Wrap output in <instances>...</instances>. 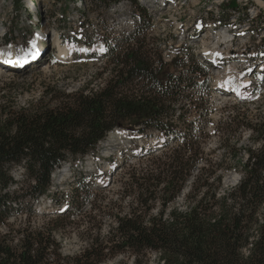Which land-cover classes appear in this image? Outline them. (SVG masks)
Here are the masks:
<instances>
[{"label":"trees","instance_id":"16d2710c","mask_svg":"<svg viewBox=\"0 0 264 264\" xmlns=\"http://www.w3.org/2000/svg\"><path fill=\"white\" fill-rule=\"evenodd\" d=\"M231 1L229 6L237 8V0ZM19 3L15 5L20 8ZM218 20L227 24L229 18ZM150 23L151 18L143 16L142 24L115 45L106 44L103 58L113 64L114 74L102 89L63 93L65 98L55 106L0 108V223L28 205L30 216L35 214L33 203L54 187L52 175L65 164L70 165L74 191L65 205L68 214L96 217L79 209L80 192L93 183L73 169L96 158L113 131L128 128L135 137L161 136L160 145L137 156H147L146 162L128 172L123 184L124 195L130 197L128 212L114 211L117 203L111 204L108 237L93 238L80 254L64 255L56 227L21 228L15 245L9 235L0 234V264H101L121 254L133 256V264H148L151 252L163 264H264V122L220 118L215 133L225 156L219 161L206 151L204 126L191 122L177 132L171 121L191 113L187 104L199 114L208 112L206 100L195 99L201 89L211 87L208 69L193 64L186 71L192 75H176L171 70L185 66L183 57L167 65L158 60L156 65L147 46ZM13 40L9 29L6 41ZM243 130H249L260 147L245 149L241 178L223 188L218 171L227 155L238 160L242 147L229 140ZM17 167L24 169L20 181L13 175ZM56 197L52 201L57 203ZM181 197L183 207L177 206Z\"/></svg>","mask_w":264,"mask_h":264},{"label":"rangeland","instance_id":"374dc122","mask_svg":"<svg viewBox=\"0 0 264 264\" xmlns=\"http://www.w3.org/2000/svg\"><path fill=\"white\" fill-rule=\"evenodd\" d=\"M86 1L88 5L91 4V7H97V11H101V16H97L94 9H87V7H85V10L84 8L74 10L72 7L77 5L76 0H33L34 8L31 5L29 7L27 0H20V8L15 5L17 0H0L1 33L12 29L14 39H16L14 43L8 44L6 39L3 40L0 36V50L8 46L27 49L20 46L22 43L27 44L29 42L27 40L31 39V33L29 31L24 32V30L34 29L37 36L39 34L37 31L41 30L42 25L46 24V20H49L54 26L53 28H56L57 32L62 34H68L72 30L75 32L77 28L83 26L87 37L86 43L92 44L96 42L95 40H100L101 43L105 44L104 40L115 41L124 33L130 32H122L126 21L124 16L128 13H135L136 15H142L140 22L137 19L136 26L143 22V16H149L152 19V27L147 36V46L149 50L151 49L149 55L156 61V65L158 60L165 62L164 58L170 59L172 55H177V53L183 54L182 49L190 51L188 56L190 55L191 65L193 63L199 65L200 55L199 51L196 50L201 48L203 50L206 43L218 42L221 37L217 31H220L221 28L217 27L210 30L202 39V35L196 36L202 28L196 26L197 22L206 24L208 20L210 22L213 19L218 20L224 17L234 20L236 17L239 22H242V25L235 31H240L244 22L251 23L254 29L260 30L264 22V19L260 18L262 17L260 9L263 11L260 5L264 0H237L238 7L235 9L229 6L231 0H174L175 3H173V0H148L147 3L151 5L149 10L141 8L139 0ZM248 8L249 10L254 8L259 13V18L252 19V21L248 20L246 15ZM84 12L85 20L82 22L76 14ZM37 17H39V20ZM135 27L128 28L134 30ZM208 27L207 25V29ZM240 33L244 34L243 32ZM179 39H182V41H179ZM191 39L196 40L195 42L187 41ZM245 40L244 37H238L235 43L229 45L231 47V59H228L226 65L227 67L240 68L243 70L240 72L243 73L242 76L249 77L248 80L241 81L250 82L247 83L248 94L221 90L220 86L223 85L218 81V74L214 70L216 64L212 60L213 64L210 68L208 65L202 66L204 69L209 68L207 70V81L210 82L212 88L208 90L206 88L201 89V92L195 96V99L203 98L206 100L205 105L208 112L204 110L202 114H199L192 104H187L185 109H190L191 113L182 120L174 117L171 121L179 133L185 130L187 123L193 122L195 125L204 126L207 134L205 137L206 151L211 152L210 156L217 161L225 156V150L220 145L221 139L215 133V127L220 118L236 116L238 119H244L250 123L264 122V69L262 67L264 66V36L262 38L253 37L249 43H246ZM189 43H191V46ZM40 44L41 48L30 49L34 55L25 64L18 63L15 65V63H11V65L5 66L0 60V108L19 109L35 108L42 105L55 106L65 98L63 95L66 93L73 94L82 91L88 94L102 89L114 74L113 64L110 63L109 59H97L92 54L87 55L84 53L85 49L81 47L73 49V54L69 58H61L57 55L54 56L55 51L53 52L51 42L46 37L41 38ZM65 44H68V42ZM134 45V40L129 43L130 47ZM246 45H250L249 48L247 47L248 50L241 48V46ZM238 46L240 48H237ZM25 47L28 46L25 45ZM92 48L90 46L89 49ZM93 49L102 53L96 50L95 47ZM257 51L258 53H256ZM255 56H257L256 63H261L253 67ZM176 59L174 58L175 61ZM201 61L203 62L202 58ZM248 62L251 63L250 66H248ZM165 63L167 65L170 62ZM171 71L178 70L172 68ZM186 71L190 70L183 67L180 68L179 73H184L187 76L192 75ZM251 73H256L254 81L251 80L252 78L249 75ZM229 80L232 82V79ZM226 93L231 94V96H224ZM110 137L111 143L115 142L116 147L114 146L105 151L104 146ZM237 137L231 138L229 143H239V146L242 147L238 160L235 161L231 155H227L223 168L218 171L223 176V188L233 187L241 177L243 171L242 160L246 157L245 149L260 147L256 137L251 136L249 130H243L242 134H237ZM160 139L161 136L157 133L150 135L147 139L135 137L128 128L120 129L115 131V137L114 135L112 137L110 133L103 141L100 146L101 151L96 158L89 157L83 164H79L76 169H73L79 175L81 174V176L89 179L95 186L92 185L88 191L80 192L79 197L82 208L79 209H83L84 214L92 212L96 217L87 218L75 213L68 214L65 205L68 201H72L74 191L71 190L70 184L72 180L69 172L70 165L65 164L52 175L54 187L45 196H42L38 202L33 203L35 214L30 216L29 205H26L27 207L24 208L23 213L14 214L6 223H0V234L9 235L10 239H13L11 243L15 245L19 237L16 231L21 228L56 227L55 238L60 244L61 252L64 255L80 254L93 238L99 236L102 239L110 235L113 220L111 218V204L117 203L114 211L118 209L122 213L128 212L130 197L124 195L123 192V184L129 177L128 172L138 163L143 164L146 162L147 156L139 159L137 156L148 147H153L155 144L160 145ZM23 174L24 169L22 167L13 170V175L17 181L22 179ZM12 189L16 190L17 188L13 186ZM54 194H57L56 198L59 201L57 203L52 201ZM88 197L90 198L87 199ZM183 203L181 197L177 201V206L183 207ZM92 204L94 211H91L90 206ZM118 206L119 208H117ZM133 260V256L121 254L108 257L101 264H133ZM148 264H163V262L155 252H151L148 256Z\"/></svg>","mask_w":264,"mask_h":264},{"label":"bare ground","instance_id":"6f19581e","mask_svg":"<svg viewBox=\"0 0 264 264\" xmlns=\"http://www.w3.org/2000/svg\"><path fill=\"white\" fill-rule=\"evenodd\" d=\"M163 1H165V0H163ZM76 2H77V5L72 7L76 11L79 10V9H82V8H84V10H85V7L88 6V3H87L86 0L85 1L84 0H79V1L76 0ZM139 2H140V5L142 6V7L140 6L141 8H147L149 10V6H151V5L147 3L148 0H139ZM262 2L263 3L260 6L263 9V11H261V9H260L261 16H262L260 18L264 19V1H262ZM27 3L29 5V7H30V5L33 8L35 7V6H33V4H34L33 0H31V3H30V0H27ZM173 3H175L174 0H173ZM89 5H91V4H89ZM148 10H145V11H148ZM246 15L248 16V20H251V21H252V19H257L260 16L259 13H257V11L254 8H251L250 10L248 8V13H246ZM76 16H77V18L79 20H82V22H84V20H85V12L84 13H77ZM141 17H142V15H136L135 13H133V14H129L128 13L127 15H125L124 16V18L126 20L125 21V27L122 30V32L133 30V29L128 28V27H135L136 24H137V19L140 22ZM37 19L39 20V17H37ZM230 21L233 22V23H237L238 27L240 25H242V22H239V19L236 18V17L234 18V20H230ZM45 23L46 24L42 25L41 30L37 31L39 33L38 35L44 33L46 35V37L48 36V39L50 41H53L54 39L57 38L56 42H59L60 41L59 37L62 36L63 34L62 33H58L57 29L53 28L54 26L50 23L49 20H46ZM82 25H83V23H82ZM220 28H221V30L217 31L218 35L221 37L219 39V41L215 42V43L213 41V43L211 42L212 44L206 43V46L204 47V49H207L210 53H212L214 55V56H212L213 60L215 61L214 63L217 64V66H219V69L217 70L216 73H218L221 76L222 75H226L227 76V77H221V76L218 75V81H219V83H222L223 89L226 92L228 90V92L229 91L230 92L233 91V93H234L235 91H237L235 93H241V90H239L237 88H234V87L236 85L241 84V83H245V82H241V81L242 80L246 81V80L249 79V77H247V78L243 77L242 76L243 73L241 74L240 72L238 74L237 71H236L237 67H235V66L227 67L226 64L228 62V59H231V47H229V45H232L233 43H235L237 41L238 37H241V38L244 37V39H246L245 40L246 43H249L250 40L253 37L262 38L264 36V22L262 23V29H260V30L259 29H254L252 27V24L248 23V22L247 23L244 22V24L241 27L240 31H235L237 29H232L230 27H220ZM76 30L78 32L77 31L73 32V30H72L70 33L64 34V35H76L79 39H84L85 41H87L86 32H85L83 26H80ZM0 32H1V30H0ZM240 32H243L244 34H241ZM95 41L96 42H93L91 44V47H93V48L95 47L96 50H98L100 52H103L105 44L101 43L100 40H95ZM111 41L114 42L113 40H111ZM225 44H227V45H225ZM20 46L22 47L23 45H20ZM220 47H223L226 50L224 51V49H221ZM78 48H80V46H78ZM59 53H60V57L61 58H69L73 54V49H72V47L67 45V46H64V47H60ZM32 55H34V54L31 53L30 49H28V48L27 49H22V48H19V47H16V46H8V47L0 50V58H1L2 63L5 66L9 65V64H7L9 61H5L4 59H11V62L15 63V65L18 64V63H20V64L24 63L25 64L27 61H30L33 58V57H31ZM212 64H213V62H212ZM250 64L251 63L248 62V66H250ZM262 67L264 69V66H262ZM232 74L235 77V78H232V81L234 82V84L230 85L231 81L229 79L231 78ZM224 96H229V94L226 93V94H224ZM111 135H112V137H113V135L115 137V131L111 132ZM114 144H115V142L111 143V137H110L109 140L106 142V144L104 146L105 147V151H108L109 149L114 147L115 146Z\"/></svg>","mask_w":264,"mask_h":264},{"label":"built area","instance_id":"2783aa9c","mask_svg":"<svg viewBox=\"0 0 264 264\" xmlns=\"http://www.w3.org/2000/svg\"><path fill=\"white\" fill-rule=\"evenodd\" d=\"M121 1V0H120ZM87 9H94V12H97V16H101V11H97V7H91L90 5H88L87 6ZM247 47L249 48L250 47V45H246V46H241V48H245V49H247ZM221 49H224V51L226 50L225 48H223V47H220ZM237 48H240V46L239 47H237ZM176 55H172V58H170V59H165L164 58V60H165V62H170L174 57H175ZM162 60H163V58H162ZM236 71H237V73L239 74V72H242L243 70H241L240 68H236ZM232 78H235L234 76H233V74L231 75V78L230 79H232Z\"/></svg>","mask_w":264,"mask_h":264},{"label":"snow or ice","instance_id":"6c2138e0","mask_svg":"<svg viewBox=\"0 0 264 264\" xmlns=\"http://www.w3.org/2000/svg\"><path fill=\"white\" fill-rule=\"evenodd\" d=\"M33 47H35V44H33ZM86 51V50H85Z\"/></svg>","mask_w":264,"mask_h":264}]
</instances>
